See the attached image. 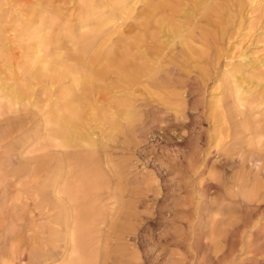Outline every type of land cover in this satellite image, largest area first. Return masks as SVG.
Listing matches in <instances>:
<instances>
[{"label": "bare ground", "instance_id": "obj_1", "mask_svg": "<svg viewBox=\"0 0 264 264\" xmlns=\"http://www.w3.org/2000/svg\"><path fill=\"white\" fill-rule=\"evenodd\" d=\"M64 1L0 0V119L8 123L6 132L1 135L0 131V148L12 146L16 133L23 134L28 125H36L35 147L40 153L33 159L21 153L18 168L5 165L4 154H0L1 202L12 213L6 231L13 240L9 263L141 264L136 245L131 244L149 227L139 205L143 198L156 196L157 181L132 188L123 172L110 165L104 149L115 133L136 121L134 95L138 89L165 95L173 88L157 78L163 56L154 50L158 31L164 29L183 39L184 25L176 21L177 14H192L198 5L193 6L192 0H141L137 13L136 0H75L66 17L65 8H61ZM256 1L249 0L251 4ZM258 1L264 11V0ZM215 6L206 2L201 8L222 15L223 7ZM107 7L111 9L106 11ZM124 20L132 21L128 29L121 24ZM135 32L143 36L131 38ZM199 36L195 45L203 42L195 49L186 45L188 36L180 43L193 54L198 46L206 47L205 38L199 40ZM248 50L239 53L233 66L226 64V69L232 67L226 70L231 81L228 93L231 91L229 97L236 109L226 106L221 96L210 115L209 137L217 143L213 145L227 162L225 167L220 171L213 167L206 173L197 157L189 167L193 175L216 183L221 196L239 197L240 204L253 210L262 198L260 184L230 165V148L222 146L244 123L251 140L264 148V54L256 56L253 49L252 53ZM249 54L252 56L247 57ZM230 57L237 59L234 54ZM22 113L26 119L10 124L11 115ZM159 130L167 136L169 129ZM194 153L200 154L198 149ZM208 187H199L200 201ZM210 202L207 244L202 247L206 253L201 254L200 246L194 248L195 264H233L237 252L251 255L252 249L259 247L257 221L251 215L243 220L232 210L225 212L216 199ZM16 221L24 224L18 229ZM179 231L165 232L162 238L180 241ZM128 248L134 249L130 253ZM225 248L228 251L219 255ZM208 250H213V259L206 256ZM129 255L132 258L128 260Z\"/></svg>", "mask_w": 264, "mask_h": 264}, {"label": "rangeland", "instance_id": "obj_2", "mask_svg": "<svg viewBox=\"0 0 264 264\" xmlns=\"http://www.w3.org/2000/svg\"><path fill=\"white\" fill-rule=\"evenodd\" d=\"M201 1L192 0L193 6L198 5L192 12L193 15L191 13L177 14L176 18H182L176 19V21L184 25L181 31L185 33L182 34L188 36L187 39L189 38V44L186 45L195 49L198 43L203 42L199 41L195 45L198 41L196 38L198 39L200 35L205 38L206 44L204 45L206 47L201 46L202 48H200L198 46L196 49L199 48L198 51L201 49L199 55L197 50H194L192 54L189 50L187 52L183 43L182 45L180 43L186 36L184 38L181 35L183 38L181 39L172 33L169 34L167 30L158 31L159 41L155 44L154 50L163 56L159 61L161 64L156 73L157 78H160V81L170 88L172 85L173 88H169L170 90L166 91L165 95L163 92L156 91L149 94L138 89L134 95V106L136 115L138 114L136 121L131 123L133 126L126 125L124 130L115 133L114 138L107 143L104 152L111 162L110 165L123 172L126 177L125 181L127 180L126 183L128 182L132 188H137L145 181L150 180L157 181L154 186L160 190L153 198L151 195L148 198H143V203L139 205V212L144 215L149 227L140 231L136 241L132 242L131 245L135 243L137 252L141 257V264H195V249L200 246L201 254L206 253V248L202 247L207 244L204 238L209 231L207 224L212 199H216L227 213L232 210L238 217L251 215L255 222L257 221L255 235L259 239L257 242L259 247L252 249V256L246 252H237L234 255L233 264H264V148L260 149L256 140H251L250 132L246 131L244 123L235 131V136L222 144L224 148L227 146L230 148V165H233L237 171H241L249 181L257 180L260 184L262 198L258 200L257 206L255 205L253 210H247L245 203L240 204L242 201L239 197L229 199L221 196L216 183L210 181L207 183L208 181L205 180L207 177L202 178L205 176L193 175L189 167V163L196 157L198 160L201 158L199 163L203 165L202 168L206 173L213 167L218 171L223 170L227 163L223 157L216 153L217 143L215 144L213 138L209 137L211 136L210 133L212 134L210 129L213 120L210 115L213 113L215 100L221 96H224L223 102L226 106L229 105V108L236 109L233 97H229L231 91L228 93V89H230L231 81L227 73L232 68L230 66L239 61L238 56L241 52L245 53L246 51L247 53V49H251L248 51L252 53L253 49V53H257L256 56L264 54V11L259 8L258 0L253 4L249 0H240L241 2L231 0V2L233 1L231 6L229 5L231 2L228 3L227 0H224L226 2L223 0ZM75 2V0H65L61 8H65L67 12ZM136 2L135 6L138 13L142 3L141 0H136ZM206 2L211 3L212 6L223 7L219 14L224 17H221L222 15L217 16L216 11L211 13L206 8H201ZM237 2L243 3L238 4ZM233 3L236 4L233 6ZM239 5L241 6L239 7ZM110 9L111 7H107L105 10L109 11ZM200 10L204 11H202L203 14L200 13ZM213 13L215 15L211 16ZM69 15V12L65 13L66 17ZM209 16L211 17L208 18ZM257 19L259 20L257 21ZM121 22L124 28L127 27L126 29L132 24L131 20ZM245 23L247 27H245ZM238 24H241V28L244 30L238 28L240 27ZM248 26H253V28L248 31L246 30L249 28ZM186 30L190 32L188 35ZM135 33L131 38L143 36L139 32ZM200 38L199 40H202ZM257 38L259 39L257 40ZM187 39L185 43H187ZM232 54L237 55V59L236 57L230 59ZM251 56L250 54L247 55V57ZM226 64L230 65V68L226 69ZM184 92L186 98L183 99L182 94ZM166 95L168 96L166 97ZM24 119H26L25 113L11 115L10 124ZM7 126L8 123L1 118V135L6 132ZM159 127L169 129L167 136L164 132H160ZM37 131L36 125H28L25 133L18 132L13 136L12 146L0 148V154H4L3 162L5 165H9L10 168L20 167L19 155L21 153H24L23 157L26 159H33L40 155L36 152L37 148L35 147ZM19 140H22V143ZM194 148L198 149L200 154H195ZM209 148L210 150H208ZM229 171L230 169L227 170L228 176ZM201 186H209L203 201L199 199L201 195L199 187ZM2 190L3 186L0 185V224L2 225L0 227V264H10L13 240L6 231L12 224V221L7 219L12 213L1 202ZM189 202L192 205H186ZM5 217L7 221L3 219ZM16 223L18 229L21 224H24L17 221ZM168 231H179L183 237L182 240L166 242L162 235ZM149 232H152L153 235H149ZM237 240L234 238V241ZM154 244L156 247L152 246ZM191 245L193 246L191 247ZM151 247H153V252L150 251ZM133 249L128 248V251L131 253ZM212 251H207L206 256L209 259L214 258ZM227 251L225 248L219 255ZM129 258L131 259L132 255L126 259L129 260Z\"/></svg>", "mask_w": 264, "mask_h": 264}]
</instances>
